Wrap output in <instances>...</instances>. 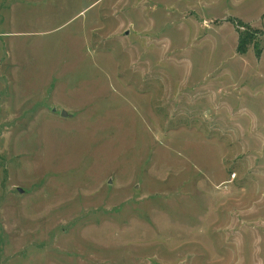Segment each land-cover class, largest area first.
Masks as SVG:
<instances>
[{
  "label": "rangeland",
  "instance_id": "1",
  "mask_svg": "<svg viewBox=\"0 0 264 264\" xmlns=\"http://www.w3.org/2000/svg\"><path fill=\"white\" fill-rule=\"evenodd\" d=\"M0 264H264V0H0Z\"/></svg>",
  "mask_w": 264,
  "mask_h": 264
},
{
  "label": "trees",
  "instance_id": "2",
  "mask_svg": "<svg viewBox=\"0 0 264 264\" xmlns=\"http://www.w3.org/2000/svg\"><path fill=\"white\" fill-rule=\"evenodd\" d=\"M251 28L248 26L247 28H245L242 33H241V36H240V41H239V46H238V49L241 51V52H245L247 50V43H248V40L251 36Z\"/></svg>",
  "mask_w": 264,
  "mask_h": 264
},
{
  "label": "water",
  "instance_id": "3",
  "mask_svg": "<svg viewBox=\"0 0 264 264\" xmlns=\"http://www.w3.org/2000/svg\"><path fill=\"white\" fill-rule=\"evenodd\" d=\"M61 113H62V114H66V111H65V110H62Z\"/></svg>",
  "mask_w": 264,
  "mask_h": 264
}]
</instances>
